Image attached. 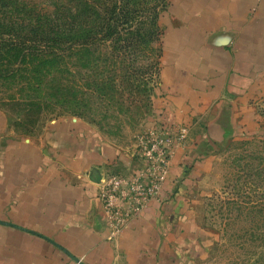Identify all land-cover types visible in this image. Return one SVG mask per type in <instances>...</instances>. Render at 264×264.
I'll return each mask as SVG.
<instances>
[{
	"label": "crops",
	"instance_id": "1",
	"mask_svg": "<svg viewBox=\"0 0 264 264\" xmlns=\"http://www.w3.org/2000/svg\"><path fill=\"white\" fill-rule=\"evenodd\" d=\"M160 26L158 116L149 127L187 131L161 200L111 238L101 179L136 172L135 152L80 120L54 122L38 139L17 137L0 112V264L185 263L196 230L183 189L258 120L264 0H171Z\"/></svg>",
	"mask_w": 264,
	"mask_h": 264
},
{
	"label": "rangeland",
	"instance_id": "2",
	"mask_svg": "<svg viewBox=\"0 0 264 264\" xmlns=\"http://www.w3.org/2000/svg\"><path fill=\"white\" fill-rule=\"evenodd\" d=\"M136 1L143 9L133 25L146 22L137 48L121 49L129 32L120 25V39L100 35L94 47L68 44L58 66L55 62L48 65L54 69L43 71L42 78L33 75L36 79L31 84L11 74L24 70L20 62L7 66L10 73L0 71L7 76L0 78V112L7 116L12 134L38 139L54 122L80 120L106 140L138 153L143 134L155 128L149 126L155 125L158 116L162 49L156 34L161 28L151 13L154 6L159 10L169 0ZM13 2L0 11V20L21 25L34 20L37 13L51 17L56 0ZM63 2L68 7L75 5L74 0ZM17 4L25 5L26 11ZM256 112L252 132L220 146L197 182L183 189L184 205L190 211L187 222L196 230L191 231L194 247L188 256V248L183 247V260L188 257L184 264H264V99Z\"/></svg>",
	"mask_w": 264,
	"mask_h": 264
},
{
	"label": "trees",
	"instance_id": "3",
	"mask_svg": "<svg viewBox=\"0 0 264 264\" xmlns=\"http://www.w3.org/2000/svg\"><path fill=\"white\" fill-rule=\"evenodd\" d=\"M170 1L163 2L159 10L157 5L154 6L155 10L151 14L158 21L157 24ZM7 3L10 6L16 4L13 0H0V11L9 6ZM74 3V7H68L63 0H56L51 17L32 14L35 19L29 20L28 24L5 23L0 20V71L6 69L8 71L3 72L10 73L7 66L20 62L24 70L12 71L11 74L31 84L36 79L33 75L42 78L43 71L54 69L48 65L55 62L58 66L57 60L61 59L68 44L94 47L100 35H104L102 38L120 39V25L123 31L129 32L128 38L123 39L125 44L121 49L126 52L132 47H138L146 30V22L143 20L139 25H133L137 22L140 9H143L141 3L136 0H74ZM16 7L23 11L27 9L25 5L17 4ZM158 28H161L160 24ZM160 30L156 35L161 39ZM23 73L26 75L22 76ZM2 77L3 73L0 72Z\"/></svg>",
	"mask_w": 264,
	"mask_h": 264
},
{
	"label": "built area",
	"instance_id": "4",
	"mask_svg": "<svg viewBox=\"0 0 264 264\" xmlns=\"http://www.w3.org/2000/svg\"><path fill=\"white\" fill-rule=\"evenodd\" d=\"M186 133V129L176 131L171 123L148 130L136 154L142 166L132 174H117L101 180L99 198L111 238L128 228L150 203L160 201L175 151L184 144Z\"/></svg>",
	"mask_w": 264,
	"mask_h": 264
}]
</instances>
